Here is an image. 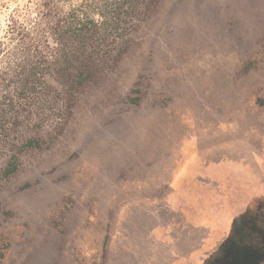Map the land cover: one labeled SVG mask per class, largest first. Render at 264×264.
I'll return each mask as SVG.
<instances>
[{
	"label": "rangeland",
	"instance_id": "obj_1",
	"mask_svg": "<svg viewBox=\"0 0 264 264\" xmlns=\"http://www.w3.org/2000/svg\"><path fill=\"white\" fill-rule=\"evenodd\" d=\"M42 2L0 10V107L19 64L45 74L0 132V264L146 262L175 171L201 160L250 201L238 216L264 206V0H158L66 62L55 34L81 0ZM229 239L207 263H258L236 220Z\"/></svg>",
	"mask_w": 264,
	"mask_h": 264
},
{
	"label": "crops",
	"instance_id": "obj_2",
	"mask_svg": "<svg viewBox=\"0 0 264 264\" xmlns=\"http://www.w3.org/2000/svg\"><path fill=\"white\" fill-rule=\"evenodd\" d=\"M210 163L201 160L198 164L201 172L193 176L187 170L175 171V180L169 183L171 192L167 196L168 205L164 208L167 218L152 230L156 237L153 256L139 264H210L207 263L209 256L221 244L230 243L229 233L235 220L236 232L243 231L239 229V225L246 220L247 214H238L241 204L246 205L250 201L243 195L235 203L229 201L222 189L225 182H213L209 172ZM217 164L221 175L225 174L226 164ZM236 183L241 187L249 186V182ZM202 188L210 189L214 193L203 197ZM250 213L252 216L255 211ZM159 233L162 234L160 238ZM254 254L258 257L257 264H260L258 253Z\"/></svg>",
	"mask_w": 264,
	"mask_h": 264
},
{
	"label": "trees",
	"instance_id": "obj_3",
	"mask_svg": "<svg viewBox=\"0 0 264 264\" xmlns=\"http://www.w3.org/2000/svg\"><path fill=\"white\" fill-rule=\"evenodd\" d=\"M9 0H0V10ZM42 5L51 8L55 2H71L73 0H42ZM158 0H81L78 7L68 13L62 21L58 22L61 31L56 32L57 42L61 44V53L64 62L77 56L86 58L85 50L91 44H104L111 36L123 37L121 34L126 27L135 26L141 15ZM119 33L118 35H116ZM119 39V38H118ZM0 42V46H3ZM96 49V48H95ZM36 56L41 55L39 50H35ZM33 57V56H32ZM31 65L26 68L19 64L20 72L10 81L15 98L6 93L0 107V132L5 129L6 120L9 119V110H16V100H23L34 90L36 82H44V73L38 70L42 66ZM43 75V76H42ZM34 87V88H33ZM9 97V100H8ZM37 142H29L30 147H37ZM17 171V164H12L8 170V175Z\"/></svg>",
	"mask_w": 264,
	"mask_h": 264
},
{
	"label": "flooded vegetation",
	"instance_id": "obj_4",
	"mask_svg": "<svg viewBox=\"0 0 264 264\" xmlns=\"http://www.w3.org/2000/svg\"><path fill=\"white\" fill-rule=\"evenodd\" d=\"M256 209L257 211L254 210L255 213L252 216L251 213L247 214L246 220L241 221L239 229L243 231L241 233L237 231L236 233L238 234L239 244L258 252L261 258L260 264H264V206L258 204ZM245 242H247L246 245Z\"/></svg>",
	"mask_w": 264,
	"mask_h": 264
}]
</instances>
